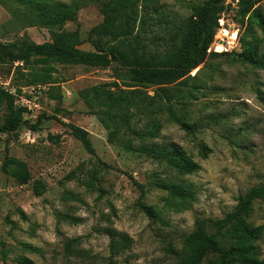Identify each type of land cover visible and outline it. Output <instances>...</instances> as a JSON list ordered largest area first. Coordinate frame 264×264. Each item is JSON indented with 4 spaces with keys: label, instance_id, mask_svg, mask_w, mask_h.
I'll return each instance as SVG.
<instances>
[{
    "label": "rangeland",
    "instance_id": "rangeland-1",
    "mask_svg": "<svg viewBox=\"0 0 264 264\" xmlns=\"http://www.w3.org/2000/svg\"><path fill=\"white\" fill-rule=\"evenodd\" d=\"M57 1L70 5L76 0ZM210 1H93L61 23L47 25L35 23L15 1L0 0V42L66 43L94 52L96 29L116 5L121 11L126 5L138 14L139 47L164 52L169 34ZM223 5L220 19L239 31L235 50L228 57L208 58L192 78L168 87L177 116L199 128L193 136L164 114L157 118L161 130L155 138L135 141L131 148L111 145L84 96L97 85L115 82L116 75L125 76L119 64L109 69L59 66L52 97L47 87L27 88L18 64L0 60V90H22L17 104L28 109L29 123L0 134V264L24 259L32 264H182L185 256L169 250L183 251V238L195 231L197 220L224 218L241 196L264 184V71L233 60L242 54L243 42L256 45L264 59V34L256 19L242 17L240 0H223ZM256 9L264 17V2ZM146 92L153 97L156 89ZM40 117L47 119L39 123ZM146 121L137 114L132 124L142 130ZM69 126L89 133L95 156ZM151 144L182 150L199 171L180 175L165 159L143 154L142 145ZM201 146L211 151L208 159L200 156ZM6 160L26 164L27 184L3 171ZM134 182L144 188L143 197ZM174 185L189 190L192 199L176 197ZM140 204L152 210L151 217ZM249 222L264 227V203L254 204ZM257 249L263 257L264 234ZM216 258L211 255L203 264H216Z\"/></svg>",
    "mask_w": 264,
    "mask_h": 264
},
{
    "label": "trees",
    "instance_id": "trees-1",
    "mask_svg": "<svg viewBox=\"0 0 264 264\" xmlns=\"http://www.w3.org/2000/svg\"><path fill=\"white\" fill-rule=\"evenodd\" d=\"M13 1L26 8L35 23L57 25L88 2L101 3L107 0H76L70 5L57 0ZM263 2L264 0H240V6L242 17L256 19L264 34V17L256 9ZM123 6L121 11L116 5L104 25L96 29L98 39L91 42L94 52H85L66 43L0 42V60L18 64V77L25 82L27 88L47 87L52 97L54 86L58 84L55 76L59 72V66L109 69L114 63L119 64L126 71L125 76L116 75L115 82L97 85L84 96L87 109L108 132V142L111 145L131 148L135 141L155 138L161 130L157 118L164 114L171 123L178 125L187 135L193 136L199 128L187 125L177 116L168 87L192 78V74L208 58L229 56L208 54L219 28L220 15L225 10L223 0L208 2L187 20L185 26L177 29L175 35L170 33L169 47L164 52L147 51L145 47H139L141 33L137 31L138 14L126 8V5ZM121 18L122 24L119 23ZM105 38L108 39L107 42L103 41ZM243 48L239 59L233 60L264 71V59L260 58L257 46L243 42ZM153 88L156 89L155 96H148L146 91ZM21 96L20 89L15 94L5 89L0 90V113L4 112L0 116V134L9 135L29 126L24 117L28 109L17 104ZM137 114H142L147 120L142 130L132 124ZM43 119L47 118L40 117L39 123ZM69 127L71 135L90 155L95 156L89 133L76 126ZM122 136H126L127 140H123ZM140 150L147 156L165 159L180 175L190 176L199 171V166L178 148L151 144L142 145ZM210 154L207 147L201 146L200 156L203 159H208ZM102 166L111 169L106 164ZM3 171L12 174L22 184H27L29 180L27 166L23 162L6 160ZM134 185L143 197L144 188L136 182ZM172 189L178 198L193 197L182 186L174 185ZM36 194L40 196L38 190ZM257 202L264 203V184L241 196L237 207L224 218L197 220L195 231L183 238V251L180 253L170 249L169 254L177 257L184 255L185 261L182 264H203L211 255L217 257L216 264H264V256L261 257L257 249L258 242L263 238L264 227H255L249 222ZM140 209L152 216L151 209L141 204ZM21 264L32 263L24 259Z\"/></svg>",
    "mask_w": 264,
    "mask_h": 264
},
{
    "label": "built area",
    "instance_id": "built-area-1",
    "mask_svg": "<svg viewBox=\"0 0 264 264\" xmlns=\"http://www.w3.org/2000/svg\"><path fill=\"white\" fill-rule=\"evenodd\" d=\"M240 42L239 31H232L225 25L224 19L219 20L214 42L208 50V54H227L233 52Z\"/></svg>",
    "mask_w": 264,
    "mask_h": 264
}]
</instances>
